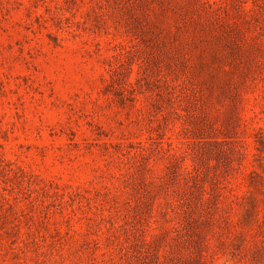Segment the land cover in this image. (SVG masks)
Instances as JSON below:
<instances>
[{
	"label": "rangeland",
	"instance_id": "rangeland-1",
	"mask_svg": "<svg viewBox=\"0 0 264 264\" xmlns=\"http://www.w3.org/2000/svg\"><path fill=\"white\" fill-rule=\"evenodd\" d=\"M0 264H264V0H0Z\"/></svg>",
	"mask_w": 264,
	"mask_h": 264
}]
</instances>
